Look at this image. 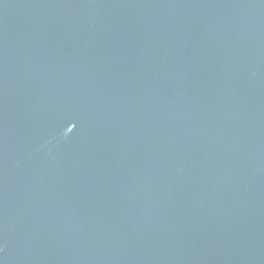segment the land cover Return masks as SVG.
I'll use <instances>...</instances> for the list:
<instances>
[{
    "label": "water",
    "instance_id": "1",
    "mask_svg": "<svg viewBox=\"0 0 264 264\" xmlns=\"http://www.w3.org/2000/svg\"><path fill=\"white\" fill-rule=\"evenodd\" d=\"M0 264H264V0H0Z\"/></svg>",
    "mask_w": 264,
    "mask_h": 264
}]
</instances>
